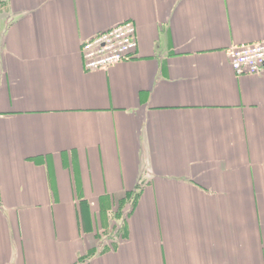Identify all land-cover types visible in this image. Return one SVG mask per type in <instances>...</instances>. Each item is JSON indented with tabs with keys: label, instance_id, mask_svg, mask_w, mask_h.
<instances>
[{
	"label": "crops",
	"instance_id": "0c3cea01",
	"mask_svg": "<svg viewBox=\"0 0 264 264\" xmlns=\"http://www.w3.org/2000/svg\"><path fill=\"white\" fill-rule=\"evenodd\" d=\"M262 41L264 0H0V264H264V73L228 56Z\"/></svg>",
	"mask_w": 264,
	"mask_h": 264
},
{
	"label": "built area",
	"instance_id": "2783aa9c",
	"mask_svg": "<svg viewBox=\"0 0 264 264\" xmlns=\"http://www.w3.org/2000/svg\"><path fill=\"white\" fill-rule=\"evenodd\" d=\"M138 48L137 27L123 22L83 42L81 59L86 72L108 70L130 61ZM230 66L236 76L264 73V41L236 46L228 52Z\"/></svg>",
	"mask_w": 264,
	"mask_h": 264
}]
</instances>
